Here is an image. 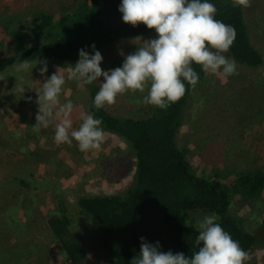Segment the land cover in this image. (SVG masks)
<instances>
[{"label": "rangeland", "instance_id": "rangeland-1", "mask_svg": "<svg viewBox=\"0 0 264 264\" xmlns=\"http://www.w3.org/2000/svg\"><path fill=\"white\" fill-rule=\"evenodd\" d=\"M80 2L98 5L108 26L122 21L118 11L121 0H0V13L4 16L6 11L5 17L14 19L15 28L25 33L34 13L57 17L73 12ZM243 5L252 44L264 60V0H243ZM155 38L154 32L147 38L104 47L100 50L102 70L121 67L124 56ZM74 65L47 64L44 75L41 64L19 72L13 67L0 74V142L14 147L7 154L0 153V163H4L0 164V264H111L97 225L80 211L76 201L81 196L123 194L134 179L133 151L127 143L107 134L98 150L82 152L75 141L58 144L54 139L59 122L56 118L47 128L33 130L42 83L57 68H62L66 80L60 104L73 103V128L82 123L89 93L70 78ZM145 95L147 88L144 92H126L105 110L119 118H145L152 108L143 103ZM177 146L194 174L226 187L230 214L246 232L257 236L258 244L244 264H264V192L249 199L235 186L239 173L264 169V61L255 70L236 64V74L227 79L204 72L184 111ZM18 147L25 150L20 153ZM29 151L30 156L23 157ZM38 153L41 159L35 157ZM28 159L31 162L25 163ZM29 169L42 181L21 187L16 178L26 180ZM34 186L38 192H33ZM203 215L207 214H192L191 224L197 227ZM58 216L70 220V234L85 252L77 263L70 261L49 227V220Z\"/></svg>", "mask_w": 264, "mask_h": 264}, {"label": "trees", "instance_id": "trees-1", "mask_svg": "<svg viewBox=\"0 0 264 264\" xmlns=\"http://www.w3.org/2000/svg\"><path fill=\"white\" fill-rule=\"evenodd\" d=\"M210 2L217 8L216 19L233 26L236 31L235 41L225 55L235 59L240 67L260 68L264 60L252 44L243 0ZM5 12L4 16L0 13V74L17 67L24 59L30 65L39 64V61L74 65L81 49L91 53V46L95 45L100 51L113 43L147 38L155 32L143 24L133 27L123 21L108 26L98 5L87 2H80L73 12L57 17L34 13L25 25L28 26L25 33L15 28L14 19H7ZM193 68L200 79L204 75L202 68L195 64ZM84 86L89 93L87 113L103 120L105 134L127 143L136 161L133 183L123 194L81 196L76 201L80 211L97 225L102 247L111 264H131L139 254L141 237L153 244L158 241L163 252H181L190 258L198 250L195 245L198 230L190 222L191 215L196 213L216 214L223 229L247 253L254 250L259 240L255 234L246 232L230 214L231 198L226 187L194 174L177 146V134L193 87L186 86L185 95L166 110L152 106L147 117L132 119L116 117L105 108L96 109L97 82ZM2 152L7 154L8 149L0 147ZM27 155L30 156V152ZM40 156L38 153L35 157L41 159ZM15 182L21 187L32 186L25 179L16 178ZM235 186L244 197H258L264 192V169L239 173ZM69 225L70 220L65 216L49 220V227L66 255L71 262L77 263L85 252L71 236ZM262 225L264 227V221Z\"/></svg>", "mask_w": 264, "mask_h": 264}, {"label": "clouds", "instance_id": "clouds-1", "mask_svg": "<svg viewBox=\"0 0 264 264\" xmlns=\"http://www.w3.org/2000/svg\"><path fill=\"white\" fill-rule=\"evenodd\" d=\"M118 11L123 23L154 29L156 38L144 41L134 53L124 56L122 66L114 70H102L103 56L95 45L91 46V53L86 49L79 51L70 78L84 86L100 82L103 77L94 97L96 109L115 104L126 92H144L147 88L143 103L166 110L185 95L186 86H197L199 74L193 64L205 73L219 74L225 79L236 74L235 59L225 55L235 41V28L216 19L217 8L210 0H121ZM39 64L44 75L48 71L47 61ZM30 68L24 59L17 71ZM61 69L57 68L42 83L33 130L47 128L56 118L59 120L55 126L56 143L75 141L82 152L98 150L105 138L103 120L93 113H84L80 126L73 128V103L59 101L66 83ZM197 230L198 250L190 258L181 252H163L158 241L153 244L141 237L139 254L131 264H244L247 260L248 253L223 229L216 214L199 218Z\"/></svg>", "mask_w": 264, "mask_h": 264}, {"label": "crops", "instance_id": "crops-1", "mask_svg": "<svg viewBox=\"0 0 264 264\" xmlns=\"http://www.w3.org/2000/svg\"><path fill=\"white\" fill-rule=\"evenodd\" d=\"M106 135V134H105ZM0 147L1 148H7L8 149V151H12L13 149L12 148H14V147H12L13 145H9V144H6V143H3V142H0ZM18 150H19V147H18ZM20 151V153L22 152V149H20L19 150ZM30 152V151H29ZM99 152V151H98ZM98 152H97V154H98ZM3 153V152H2ZM25 155H27V154H25L24 153V155H23V157L25 156ZM97 156V155H96ZM26 158H27V156H26ZM29 160V161H28ZM28 160H25V163H28V162H31L30 161V159H28ZM30 165H32L33 166V164H30ZM3 166V165H2ZM22 166V165H21ZM29 166V165H28ZM26 176V181H28V182H31V183H37V182H41L42 180L41 179H38V177H37V175H34L33 174V171L32 170H30L29 169V173H28V175H25ZM41 180V181H40ZM30 187H32V186H30ZM34 189V191L33 192H38L37 191V188L34 186L33 187ZM47 194H48V191H47Z\"/></svg>", "mask_w": 264, "mask_h": 264}]
</instances>
